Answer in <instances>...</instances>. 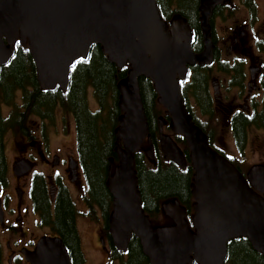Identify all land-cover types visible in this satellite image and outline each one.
Wrapping results in <instances>:
<instances>
[{"label":"water","instance_id":"95a60500","mask_svg":"<svg viewBox=\"0 0 264 264\" xmlns=\"http://www.w3.org/2000/svg\"><path fill=\"white\" fill-rule=\"evenodd\" d=\"M226 0H201L204 49H192L193 31L187 19H164L157 0H0V68L13 57L16 42L28 43L43 89H66L73 62L87 58L93 44L102 46L109 62L128 76L118 83L122 111L116 129L118 164L111 161L107 186L113 196L110 231L119 250L132 236L140 239L151 264H226L228 242L246 237L264 254V165L241 171L209 143L194 122L180 88L188 65L212 61L214 48L210 18ZM153 81L166 115L159 117L162 151L184 167L187 160L176 140L164 132L182 135L194 167L193 228L185 206L177 199L164 205L175 223L154 225L143 208L134 166L135 153L147 139L148 120L140 78ZM152 157V146L146 150ZM172 208V210L170 209ZM32 264H72L60 238L45 237L28 255Z\"/></svg>","mask_w":264,"mask_h":264},{"label":"flooded vegetation","instance_id":"af4514ba","mask_svg":"<svg viewBox=\"0 0 264 264\" xmlns=\"http://www.w3.org/2000/svg\"><path fill=\"white\" fill-rule=\"evenodd\" d=\"M224 2L215 7L210 18L212 61L188 65L186 78L179 82L193 111L190 113L193 120L203 123L214 148L250 182L252 167L264 165V21L259 0ZM180 5L179 0L176 9ZM200 5L201 0L197 18L202 31ZM240 8L246 10L247 17L231 30L227 28L224 34H218V22L233 18ZM175 15L183 16L177 11L165 20L170 22ZM191 29L195 37L194 28ZM194 40L193 51L202 52L203 33L201 48L200 44L193 46ZM226 47L231 51L226 52ZM19 97L21 103L22 95ZM45 100L40 105L49 106L52 102L51 97ZM39 110L19 127L0 126V264H32L28 255L45 237L60 238L72 264H79L78 253L80 249L85 251L82 227L85 228L86 221L92 242L104 250L108 259L112 243L116 246L110 231L113 205L109 216H105L100 196L94 197L91 192L78 150L76 122L71 114L60 109L50 112L48 107H39ZM11 140L13 159L7 150ZM69 204L75 211L72 233L66 225L67 217L62 214Z\"/></svg>","mask_w":264,"mask_h":264},{"label":"trees","instance_id":"16d2710c","mask_svg":"<svg viewBox=\"0 0 264 264\" xmlns=\"http://www.w3.org/2000/svg\"><path fill=\"white\" fill-rule=\"evenodd\" d=\"M177 1L179 4V0ZM177 1L157 0V3L164 19L171 18V15L177 11H181L184 17L189 18L188 22L195 31L193 46L200 44L201 48L202 31L197 18L199 0H180L179 10L176 9ZM129 70L128 63L120 68L109 62L107 55L102 51V46L93 44L87 58L80 57L71 65L67 89H62L58 85L54 89L45 90L38 82L36 64L28 43L22 44L19 41L16 42L13 57L0 68V126L14 124L19 127L31 115L40 113L39 107L41 109L48 107L50 112L60 109L71 114L76 122L78 150L83 159L87 180L93 196H100L105 216H109L113 205V197L107 186L109 168L112 160L118 163L116 129L122 114L119 106L118 83L128 76ZM140 91L151 138V144L147 139L145 140L144 149H149L151 146L153 148L152 157L144 149L135 153L134 166L137 171L143 208L154 225L172 224L171 219L165 215L164 204L178 199L181 205L185 206L186 218L193 228L195 198L192 194V183L195 171L190 160L189 148L184 137L173 133L166 125V131L182 148L187 165L182 167L165 158L160 143L159 117L163 115L168 120L170 117L166 115L165 108L158 102V93L150 78H140ZM20 94L22 95L21 104L18 102ZM90 94L97 103L96 108L90 106ZM182 95L185 101L186 93L182 92ZM48 97L52 99L50 105H40L45 104V99ZM185 104L189 113H192L187 100ZM7 107L12 109L10 116L4 114ZM194 121L203 131L205 130L202 122L197 119ZM209 142L213 146L211 140ZM62 214L67 217L66 225L69 233H72V216L75 214L73 205L69 204L68 209L65 206ZM107 236H110L108 232ZM78 256L79 264H87L81 249ZM225 263L264 264V254L256 251L248 238L239 237L228 242ZM106 264H151V262L143 251L140 239L133 235L126 250H119L112 243Z\"/></svg>","mask_w":264,"mask_h":264},{"label":"rangeland","instance_id":"374dc122","mask_svg":"<svg viewBox=\"0 0 264 264\" xmlns=\"http://www.w3.org/2000/svg\"><path fill=\"white\" fill-rule=\"evenodd\" d=\"M259 2H260L261 18L264 21V14H263L264 0H259ZM246 17H247L246 10L244 8H240V10L237 12V14L233 18H231L229 20H224V21L218 22V24H219V25L217 24L218 25L217 26L218 34H224V32L227 30V28L229 30H231L232 26H234L239 21L245 19ZM220 23H222V24H220ZM224 49L226 52L231 51V49L228 50L227 47ZM19 99H20V97H18V102H19ZM19 104H21V103H19ZM90 106L92 108L97 107V103H96L92 94H90ZM11 112H12V109H10L8 107L5 108V110H4L5 116H10ZM32 117L33 116L31 115L29 117V119ZM164 132L169 134V132L166 131V127H164ZM13 148H14L13 140L8 141L7 150H8V155H9L10 159H13V156H14V149ZM12 193H13V195H15L16 194L15 190H12ZM164 212H165V209H164ZM165 215H168V214L165 212ZM81 220H83V219H81ZM171 221L173 223H175L172 219H171ZM82 237H83V241H84V250H85L84 253L86 255L87 263L88 264H105L106 261L108 260L107 254L104 252V250L99 248L98 244L95 241L92 242L93 241V235L89 231V227L87 226V221L85 222V228L82 227ZM91 237H92V239H91Z\"/></svg>","mask_w":264,"mask_h":264}]
</instances>
